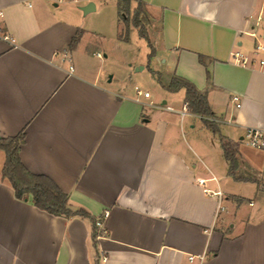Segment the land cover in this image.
Instances as JSON below:
<instances>
[{"label": "crops", "instance_id": "1", "mask_svg": "<svg viewBox=\"0 0 264 264\" xmlns=\"http://www.w3.org/2000/svg\"><path fill=\"white\" fill-rule=\"evenodd\" d=\"M117 2L0 0V137L24 132L25 166L102 219L95 247L89 218L17 198L0 149V264H264V151L246 140L264 130V0H144L147 66L207 91L219 133L188 109L185 89L152 73L156 91L139 95L130 61L117 77L113 46L130 42Z\"/></svg>", "mask_w": 264, "mask_h": 264}, {"label": "trees", "instance_id": "2", "mask_svg": "<svg viewBox=\"0 0 264 264\" xmlns=\"http://www.w3.org/2000/svg\"><path fill=\"white\" fill-rule=\"evenodd\" d=\"M135 2V7L132 10V3ZM119 17L126 25L125 33L121 34L123 40L129 39V23L136 27L139 34L148 40L151 48L149 57L154 54V48L146 32L145 24L148 17L145 9L144 0H118ZM130 16L131 19L129 18ZM81 32L73 38L71 46L78 43ZM201 62H204L203 56H200ZM159 83L167 90L179 91L185 89V101L188 109L202 115L205 126L211 129L214 133H219V123L210 119L214 115L207 96V91L200 90L194 83L186 78L174 75L167 81L160 72L152 71ZM211 74L208 72V80L210 81ZM25 142V133L20 132L14 136L0 137V149L6 154V160L2 169L3 178H7L14 188L15 195L19 199H25L29 195L32 196L33 204L53 215L58 216H81L89 218L92 222V238L95 247H97V239L102 235L101 226L97 224L100 218H96L85 208L73 210L69 205L70 196L62 190L57 183L46 174L34 173L29 170L23 163L20 156L21 145ZM229 141H222L225 157L229 161V174L235 175L234 168V146ZM241 180V178H237ZM260 184V180L248 179ZM102 221V219H101ZM96 264H98V259Z\"/></svg>", "mask_w": 264, "mask_h": 264}, {"label": "rangeland", "instance_id": "3", "mask_svg": "<svg viewBox=\"0 0 264 264\" xmlns=\"http://www.w3.org/2000/svg\"><path fill=\"white\" fill-rule=\"evenodd\" d=\"M109 1V5H111V0H107ZM135 7V2L132 3V10ZM103 14H106V10L107 9H101ZM100 12V11H99ZM97 14V13H94ZM99 14V13H98ZM132 16H130L129 18L131 19ZM124 23V21H123ZM146 26V32L148 34L147 31V25ZM131 28V30H130ZM126 30V25L124 23V29H123V33H125ZM129 34H130V42L126 43H119L115 46H113V51L115 57H116V62H115V71H116V75L117 77H121L123 79H125L126 76V72H125V67H126V63H128L127 61H130V63H132V67L131 70L133 71V76H132V84L134 86L137 85V88L142 89L143 91L145 90H149V91H156L157 89V83L153 77V74L150 71V68L147 66V61H148V53L150 52L151 48L148 44V40L141 36L139 34V31L136 27H134L131 23H129ZM109 46L112 47V45L109 43ZM102 57L104 58L103 52H102ZM110 57V56H109ZM130 59V60H128ZM99 60V59H97ZM110 60V58H109ZM122 61V62H121ZM142 66H145L144 69L142 70H137V68H141ZM183 91L181 90L177 96H180ZM232 146V145H231ZM233 147V146H232ZM252 184H247L244 186V189L246 190H250ZM252 208V207H251Z\"/></svg>", "mask_w": 264, "mask_h": 264}, {"label": "built area", "instance_id": "4", "mask_svg": "<svg viewBox=\"0 0 264 264\" xmlns=\"http://www.w3.org/2000/svg\"><path fill=\"white\" fill-rule=\"evenodd\" d=\"M60 1H63V0H60ZM3 15H4L3 11L0 8V18H2ZM253 34H255V33H253ZM4 38L14 42V39L11 38V36H9L7 34L4 35ZM255 51L258 52V53L259 52H264V46L261 45V44H257L256 47H255ZM97 55L98 56H102L101 53H97ZM232 60L237 62V63H241V64H249V63L252 62V59L249 56L243 54L240 51H234L232 53ZM259 63L264 69V58L260 59ZM71 70L73 71L74 68L72 67ZM138 93H139V95H144L145 97H149L150 96V92L149 91H143V90L139 89ZM231 100H232V102H234L236 104L237 107L241 106L240 96L238 94H233ZM168 107L170 108V106H168ZM185 110H187V109L185 108ZM246 140L251 146L256 147V148L264 151V130L263 129L248 128L247 132H246ZM200 182L204 183V180H200ZM220 208L223 209L224 207H220ZM97 224L99 226H102L101 218L98 220ZM189 258L191 260H193L194 256H190Z\"/></svg>", "mask_w": 264, "mask_h": 264}, {"label": "water", "instance_id": "5", "mask_svg": "<svg viewBox=\"0 0 264 264\" xmlns=\"http://www.w3.org/2000/svg\"><path fill=\"white\" fill-rule=\"evenodd\" d=\"M95 9H96V5H95V2H93V1L89 2L88 4H86L85 6L82 7V10L84 13H88V12L93 11Z\"/></svg>", "mask_w": 264, "mask_h": 264}]
</instances>
